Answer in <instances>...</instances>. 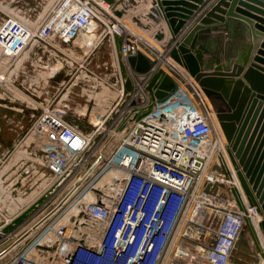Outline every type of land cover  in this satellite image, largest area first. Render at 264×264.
Masks as SVG:
<instances>
[{"label":"built area","instance_id":"obj_1","mask_svg":"<svg viewBox=\"0 0 264 264\" xmlns=\"http://www.w3.org/2000/svg\"><path fill=\"white\" fill-rule=\"evenodd\" d=\"M69 1L55 18L56 34L85 42L94 36L113 40L116 34L125 38L121 47L124 57L142 49L159 59L111 20V8L105 0ZM32 36L21 22L7 20L0 26V51L16 57ZM169 59L164 63L168 69L163 63L159 66L177 80V90L135 121V113L148 103L144 86L154 71H130L134 85L130 98L142 96V100L128 110L127 119L117 122L116 130L123 131L116 146L106 152L95 151L98 128L79 143L81 149L68 166L60 156L49 164L56 171L49 188L63 178L57 188L61 187L73 172L79 174L78 183L59 191L51 206L43 210L54 191L28 219L9 233H0V239L4 238L0 241V264H187L185 258L191 264H229L245 217L264 249L257 213L244 196L232 165L227 169L243 210L224 176L221 163L227 145L212 105L189 75ZM67 111V102L60 98L56 107L48 106L41 116L47 122L50 117L64 118ZM48 127L46 124L41 129L47 131ZM216 168L221 170L217 178L226 194L209 187L217 181ZM108 171L112 174L110 187L98 190L97 178ZM79 181L85 185L81 187ZM35 201L5 218L0 231ZM211 232L214 240L210 245L196 238L203 235L206 239ZM191 239L200 242V250L188 254L183 242Z\"/></svg>","mask_w":264,"mask_h":264},{"label":"rangeland","instance_id":"obj_2","mask_svg":"<svg viewBox=\"0 0 264 264\" xmlns=\"http://www.w3.org/2000/svg\"><path fill=\"white\" fill-rule=\"evenodd\" d=\"M69 3L68 0H0V26L12 19L24 24L33 34L18 56L9 57L0 51V224L47 191L55 182L56 174L49 164L60 156L65 167L68 166L80 151L79 143L84 137L93 135L99 128L93 141L95 151L112 150L123 131L116 130L117 122L127 119L128 110L142 100V96L125 98L122 92L123 79L114 39L87 37L89 42L96 40L90 44L53 32L56 16ZM114 8L125 12L123 19L120 18L125 31L150 53L156 54L167 68L164 63L170 58L169 50L165 44L159 45L161 41L155 38L157 33L154 36L149 33L153 24L146 25L141 20L155 21L141 13L135 0H116ZM213 32L204 41L210 51L208 59L233 56L234 44L227 42L223 34L216 33L219 30ZM210 60L207 66L212 64ZM60 98L68 104L67 115L61 119L50 117L45 122L42 110L48 106L56 107ZM209 102L215 111L217 103ZM63 122L66 125L63 126ZM46 124L50 127L44 131L41 128ZM220 173L221 170L216 168L215 178ZM78 175L73 172L64 179L60 189L57 188L54 196L41 208H49L59 191L64 192L78 183ZM111 175L108 171L97 178L95 188L108 189ZM80 185L83 187L85 182ZM209 187L227 193L220 177ZM196 238L210 245L214 235L211 232L206 239L203 235ZM199 243L185 240L183 247L187 253H194L200 250ZM183 262L191 264L186 258ZM229 264H262L261 253L245 226Z\"/></svg>","mask_w":264,"mask_h":264},{"label":"water","instance_id":"obj_3","mask_svg":"<svg viewBox=\"0 0 264 264\" xmlns=\"http://www.w3.org/2000/svg\"><path fill=\"white\" fill-rule=\"evenodd\" d=\"M203 1L155 0L152 5H157V7L150 9L148 17L158 22L155 15L161 16L170 33V39L165 43L169 50V57L175 65L187 72L195 85L209 100L217 103L215 110L217 127L221 130L227 145L226 149L231 163L235 164L233 168L241 190L249 205L257 213L258 228L264 239V39L259 50H255L256 43L253 44L256 39L255 34H257L255 30L264 33V21L250 14V11L256 10L248 4L254 3L264 7V0H230L231 3H223L222 0H219L198 20L196 25L188 29V23L199 11V7L204 4ZM105 2L110 6L112 14L117 19L123 17L125 12L117 11L114 8L116 0H105ZM221 4H224L227 10H220ZM217 12L221 14H214ZM230 18H236L246 23L253 41L247 44L236 58H226L222 61L221 58L214 57V66L207 68L210 51L204 41L209 38L212 31L219 27H225ZM252 20L255 21V24ZM155 38L162 41L164 35L163 33L156 34ZM124 41L125 38L114 35L125 98H130L134 90L130 71L137 74L154 71L144 86L148 94V103L133 117V120L139 121L148 115L157 103L164 102L171 93L176 91L178 83L169 72L159 66L161 59L151 58L142 49H139L134 55L124 57L121 53ZM221 167L225 178L230 183L234 200L239 209L243 210V203L230 181V175L224 162L221 163ZM60 181L49 188L11 223L2 228L0 233H9L28 219L57 189ZM244 223L260 251L261 257L264 258L251 221L245 217Z\"/></svg>","mask_w":264,"mask_h":264},{"label":"crops","instance_id":"obj_4","mask_svg":"<svg viewBox=\"0 0 264 264\" xmlns=\"http://www.w3.org/2000/svg\"><path fill=\"white\" fill-rule=\"evenodd\" d=\"M139 3L140 8H141V13L145 16H147V14L149 13L150 8L154 7L156 8L157 5H152V2H155V0H145L147 1L146 4H143L142 0H135ZM144 1V2H145ZM219 0H204L203 1V5L201 7H199V11H197L195 13V16L192 18L191 22L188 23V29H190L191 27H193L194 25L197 24L198 20L200 18H202V16L207 13L211 8H213V6L216 4V2H218ZM223 3L227 2V3H231L230 0H222ZM241 1V0H239ZM264 3V1H263ZM250 6L254 7L256 11H250V14H252L253 16H255L256 18H259V20H263L264 21V7L254 4V3H248ZM220 10H227L226 7H224V4L220 5ZM130 12V11H129ZM133 14L132 12H130V15ZM214 14H221L220 12L214 13ZM111 20H115L118 23H121V19H117L112 13L110 14ZM155 17L157 18L158 22H151V20L148 19L144 20L142 19L141 21L144 24H153V29L151 28L149 33H151L153 36L157 33H163L164 35V39L163 41L159 42V45L162 46L163 44H165L169 39H170V33L169 30L164 22V20H162L161 16H159V14H156ZM123 19V18H122ZM227 24L225 25V27H219L217 28V30H219L220 35L223 34L225 37V40L228 42H231L232 44H234L236 51L233 54V56H226L223 59L221 57V60L224 61L226 58H236L239 53L244 49V47L249 44L252 43V39L253 37L251 36V32L249 30V27L246 23H244L243 21L236 19V18H230L227 20ZM253 24H255V21L252 20ZM187 29V30H188ZM216 31V30H214ZM254 32V31H253ZM212 33H214L212 31ZM211 33V34H212ZM255 40L253 41L254 48L255 50H259V46L262 43V40L264 39V33L263 32H259L255 30ZM257 41V42H256ZM158 44V42H157ZM112 45H114V42L112 43ZM218 56V55H217ZM171 58L169 59V61L171 62ZM210 60V59H209ZM211 63L209 66H207V68H212L214 66V57H211ZM250 61H252V59H250ZM173 62V61H172ZM209 62V61H208ZM175 64V63H174ZM208 64V63H207Z\"/></svg>","mask_w":264,"mask_h":264},{"label":"bare ground","instance_id":"obj_5","mask_svg":"<svg viewBox=\"0 0 264 264\" xmlns=\"http://www.w3.org/2000/svg\"><path fill=\"white\" fill-rule=\"evenodd\" d=\"M122 27H123V25H122ZM164 39V38H163ZM179 67V66H178ZM187 73V72H186ZM12 87V86H11ZM121 104V103H120ZM215 112V111H214ZM112 117V116H111ZM104 127V126H103ZM105 129V128H104ZM107 130V129H106ZM103 131V130H102ZM108 131V130H107ZM110 134V133H109ZM113 136V135H112ZM109 140V139H108ZM114 141V140H113ZM101 148V147H100ZM107 149H108V147H107ZM104 150V149H103ZM233 161V160H232ZM224 163L226 164V166H227V168L229 169L230 168V166L232 165V163H231V160H230V158H229V155H228V153L226 152V154L224 155ZM233 165L235 166V164L233 163ZM232 165V167H234ZM233 170H234V168H233ZM229 172V171H228ZM234 186V185H233ZM231 193H232V191H231ZM55 194V193H54ZM231 196V195H230ZM261 235V234H260ZM7 242V244H9V243H11L10 242V240H7L6 241ZM6 244V245H7ZM260 244V250H261V252H263L264 253V249L262 248V245H261V243H259Z\"/></svg>","mask_w":264,"mask_h":264}]
</instances>
